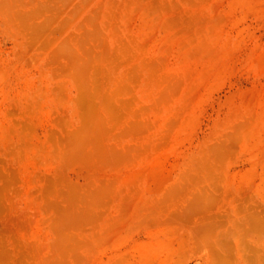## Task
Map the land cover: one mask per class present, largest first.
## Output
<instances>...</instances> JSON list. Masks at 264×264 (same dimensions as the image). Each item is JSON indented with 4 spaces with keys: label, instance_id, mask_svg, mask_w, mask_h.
<instances>
[{
    "label": "rangeland",
    "instance_id": "1",
    "mask_svg": "<svg viewBox=\"0 0 264 264\" xmlns=\"http://www.w3.org/2000/svg\"><path fill=\"white\" fill-rule=\"evenodd\" d=\"M0 264H264V0H0Z\"/></svg>",
    "mask_w": 264,
    "mask_h": 264
}]
</instances>
